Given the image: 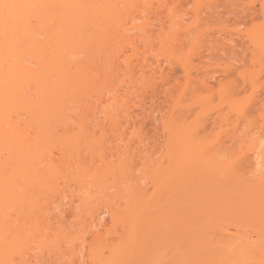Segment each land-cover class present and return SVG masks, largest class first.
Listing matches in <instances>:
<instances>
[{"label":"bare ground","instance_id":"obj_1","mask_svg":"<svg viewBox=\"0 0 264 264\" xmlns=\"http://www.w3.org/2000/svg\"><path fill=\"white\" fill-rule=\"evenodd\" d=\"M0 264H264V0H0Z\"/></svg>","mask_w":264,"mask_h":264},{"label":"rangeland","instance_id":"obj_2","mask_svg":"<svg viewBox=\"0 0 264 264\" xmlns=\"http://www.w3.org/2000/svg\"><path fill=\"white\" fill-rule=\"evenodd\" d=\"M214 2H215V1H214ZM251 4H252V2H251ZM244 5L247 7V5H249V4H247V5L244 4ZM250 6H251V5H250ZM210 27L212 28V26H210ZM223 30H225V29H223ZM223 30H222V31H223ZM150 138H151V140H149ZM150 138H148L147 141H149V142H150V141H153L152 139H154V137H153L152 135L150 136ZM129 141H130V140H129ZM126 142H127V144H129L128 140H127ZM134 142L137 143L136 141H134ZM134 142H133V141H132V143L130 142V147H132V148H130V149L133 150L132 152H135V154H136V153H137V152H136L137 149H135V148H136V146H137L138 143L135 144ZM131 150H129V151H131ZM138 153H139V151H138ZM131 154H132V153H131ZM132 157H133V159H134V155H132ZM131 163H132V161H131ZM131 163H130V164H131ZM132 165H133V164H132ZM130 166H131V165H130ZM134 167H135V166H134ZM131 168H132V166H131ZM136 172H137V171H136ZM145 180L147 181V179H145ZM144 182H145V181H144ZM165 207H166V206H165ZM165 207H164V209H165Z\"/></svg>","mask_w":264,"mask_h":264}]
</instances>
